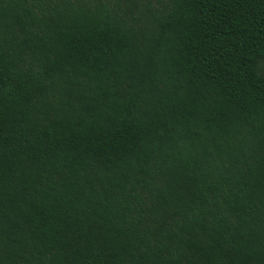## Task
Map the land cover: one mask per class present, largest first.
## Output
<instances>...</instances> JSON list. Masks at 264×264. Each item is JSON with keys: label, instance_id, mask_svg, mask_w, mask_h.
<instances>
[{"label": "trees", "instance_id": "1", "mask_svg": "<svg viewBox=\"0 0 264 264\" xmlns=\"http://www.w3.org/2000/svg\"><path fill=\"white\" fill-rule=\"evenodd\" d=\"M0 264H264V0H0Z\"/></svg>", "mask_w": 264, "mask_h": 264}]
</instances>
